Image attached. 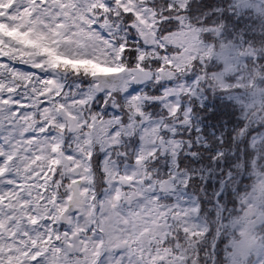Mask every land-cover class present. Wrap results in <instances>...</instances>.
<instances>
[{
    "label": "snow or ice",
    "instance_id": "snow-or-ice-1",
    "mask_svg": "<svg viewBox=\"0 0 264 264\" xmlns=\"http://www.w3.org/2000/svg\"><path fill=\"white\" fill-rule=\"evenodd\" d=\"M197 2L0 0V264H264V0Z\"/></svg>",
    "mask_w": 264,
    "mask_h": 264
},
{
    "label": "trees",
    "instance_id": "trees-1",
    "mask_svg": "<svg viewBox=\"0 0 264 264\" xmlns=\"http://www.w3.org/2000/svg\"><path fill=\"white\" fill-rule=\"evenodd\" d=\"M205 2V0H198V2L196 3V4H194V8H196V7H199L201 4H203ZM245 19H246V17H245ZM248 22H249V25H251L252 24V22L254 21V19H253V17H252V15H251V17H248V19H246ZM246 31H248V33H249V35H256V34H258L259 33V31H260V21L258 20V18L256 17V24H255V27L254 28H248V29H246ZM231 74V73H230ZM229 74V75H230ZM226 76H228V75H226ZM210 100H211V98H210ZM217 103H220V101H216Z\"/></svg>",
    "mask_w": 264,
    "mask_h": 264
},
{
    "label": "rangeland",
    "instance_id": "rangeland-1",
    "mask_svg": "<svg viewBox=\"0 0 264 264\" xmlns=\"http://www.w3.org/2000/svg\"><path fill=\"white\" fill-rule=\"evenodd\" d=\"M253 3L255 4H259L260 3V0H252ZM253 17L254 21H256V16L254 14H245V17L246 19H248V17ZM243 60H241V63H242ZM230 72H225L223 75L226 76V75H229ZM260 88H264V83L260 84L259 85V88L257 89V91H259ZM257 102H258V98H257Z\"/></svg>",
    "mask_w": 264,
    "mask_h": 264
}]
</instances>
